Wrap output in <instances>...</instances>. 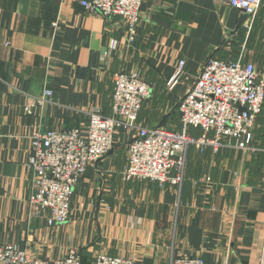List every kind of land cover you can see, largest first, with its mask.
I'll use <instances>...</instances> for the list:
<instances>
[{
  "label": "crops",
  "instance_id": "0c3cea01",
  "mask_svg": "<svg viewBox=\"0 0 264 264\" xmlns=\"http://www.w3.org/2000/svg\"><path fill=\"white\" fill-rule=\"evenodd\" d=\"M80 1L0 0V242L47 260L76 249L82 264L98 253L135 264L179 255L264 264V102L250 149L188 147L180 188L123 180L128 137L118 131L75 186L64 223L47 225V212L29 205L30 135L79 127L92 111L110 116L113 73L136 71L151 85L137 121L168 129L180 128L177 103L207 57L251 62L264 79V1L236 30L243 13L225 0H142L132 42L121 17ZM44 89L52 94L39 104Z\"/></svg>",
  "mask_w": 264,
  "mask_h": 264
},
{
  "label": "built area",
  "instance_id": "2783aa9c",
  "mask_svg": "<svg viewBox=\"0 0 264 264\" xmlns=\"http://www.w3.org/2000/svg\"><path fill=\"white\" fill-rule=\"evenodd\" d=\"M142 0H81L89 12L104 18L123 19L128 39H134ZM250 20L261 0H225ZM249 23L246 24L248 26ZM185 62L178 61L166 81L172 90L184 73ZM111 115L97 111L76 128L34 131L29 139L27 167L32 171L33 191L28 197L35 210H45L47 225L64 223L70 214L74 188L89 166L101 160L114 146L118 131L127 134L126 163L121 171L125 181L151 180L180 188L184 180L187 149L201 151L210 146L250 149L253 128L264 102V79L253 63L223 61L207 57L188 91L179 99V129L142 126L138 114L143 100L151 95V85L136 71L113 73ZM44 89L42 104L51 96ZM47 101V100H46ZM189 127L202 131L189 134ZM0 264H82L78 250L68 249L59 258H30L15 243L0 242ZM92 264H135L133 259L98 253ZM169 264H205L199 256H174Z\"/></svg>",
  "mask_w": 264,
  "mask_h": 264
},
{
  "label": "water",
  "instance_id": "95a60500",
  "mask_svg": "<svg viewBox=\"0 0 264 264\" xmlns=\"http://www.w3.org/2000/svg\"><path fill=\"white\" fill-rule=\"evenodd\" d=\"M264 0H261V3L263 2ZM247 15L246 14H242V16L240 17L238 23H237V26H236V30L239 28V26L242 25V23L244 22L245 19H247Z\"/></svg>",
  "mask_w": 264,
  "mask_h": 264
},
{
  "label": "trees",
  "instance_id": "16d2710c",
  "mask_svg": "<svg viewBox=\"0 0 264 264\" xmlns=\"http://www.w3.org/2000/svg\"><path fill=\"white\" fill-rule=\"evenodd\" d=\"M260 114V113H259Z\"/></svg>",
  "mask_w": 264,
  "mask_h": 264
}]
</instances>
